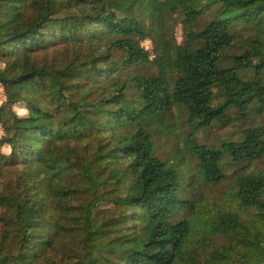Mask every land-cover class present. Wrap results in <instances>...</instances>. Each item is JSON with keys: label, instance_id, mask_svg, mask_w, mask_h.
<instances>
[{"label": "trees", "instance_id": "trees-1", "mask_svg": "<svg viewBox=\"0 0 264 264\" xmlns=\"http://www.w3.org/2000/svg\"><path fill=\"white\" fill-rule=\"evenodd\" d=\"M173 11L182 43L166 26ZM248 70L264 73V0H0V264H264V170H235L240 211L210 214L226 241L202 235L200 254L190 183L180 194L178 165L154 155L150 132L183 106L205 183L226 177L224 157L262 159L264 86ZM230 108L248 122L240 136L198 143Z\"/></svg>", "mask_w": 264, "mask_h": 264}, {"label": "rangeland", "instance_id": "rangeland-1", "mask_svg": "<svg viewBox=\"0 0 264 264\" xmlns=\"http://www.w3.org/2000/svg\"><path fill=\"white\" fill-rule=\"evenodd\" d=\"M145 9L136 7V14H142ZM209 16H204L202 20H199L196 24V29H200L205 25ZM143 20L148 22V18L143 16ZM168 32L175 39L177 43H182L184 28L181 22V16L176 12H171L168 16L166 23ZM251 32L243 31L240 38L236 41V44L232 50L243 48L246 45V40L250 38ZM141 45L148 51H150V57H153V44L150 39H144ZM58 59L62 58L65 61L71 58L72 55L64 53L65 50L60 49L55 51ZM139 69L137 68L136 72ZM141 70V69H140ZM145 73L157 72V68L154 64L147 63L144 68ZM132 71L131 73H133ZM248 77H256L259 83L264 86V73L255 74L252 70L247 71ZM2 88L0 86V100L3 98ZM19 113L21 109L16 108ZM232 120L226 126H222L219 123L213 124L210 128L200 130L195 134L196 141L198 143H204L212 147H220L224 141L229 139H236L240 136L241 131L244 127L248 125V122H243L238 118L236 110L230 108ZM187 112L186 109L179 105L174 107L169 113L166 114V122L163 125L156 124L151 127L152 140L154 143V155L158 156L162 160H168L175 165H178V170L180 171L181 181L179 190L180 194L183 191V184L190 185L184 190V197H188L195 210V217L192 219V240L194 245L198 248L200 254L204 253V246L201 245L199 238L202 235H208L210 243L215 245L225 243L226 239L223 236L214 235L209 231V218L212 212H217L218 210H230L235 209L240 211L235 206L234 198V179L233 175L235 170L239 167L244 166L245 168H252L253 170H264V157L262 159L256 160L253 163L248 164L247 162H242L241 164H233L228 157H224L222 161L223 169L226 173V177L217 184L205 183L199 173L197 168V159L195 155L189 150L188 142L190 137V127L186 122ZM256 123H264V114L256 116L254 118ZM2 134V129L0 128V135ZM23 169L19 168L18 171H14L13 175L16 176L21 173ZM72 174V173H71ZM79 175L73 173L70 179L76 180ZM14 181V179H10ZM106 203H99L98 208L102 212L107 211ZM243 213V212H242ZM186 215L185 212L181 211L179 217ZM191 217V216H190ZM80 239V235L74 237V240L65 241L66 247L74 248ZM71 252V249L66 250ZM72 253V252H71ZM56 255H60L56 253Z\"/></svg>", "mask_w": 264, "mask_h": 264}]
</instances>
